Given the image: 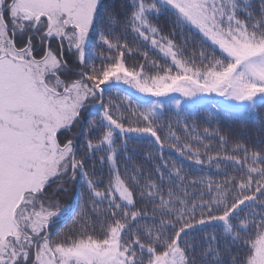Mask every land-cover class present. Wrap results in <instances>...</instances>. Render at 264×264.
<instances>
[{
    "label": "snow or ice",
    "instance_id": "6c2138e0",
    "mask_svg": "<svg viewBox=\"0 0 264 264\" xmlns=\"http://www.w3.org/2000/svg\"><path fill=\"white\" fill-rule=\"evenodd\" d=\"M121 85L143 98L105 99ZM169 100L178 116L188 104L258 123L262 138L217 132L213 156L194 128L181 143L167 125L169 148L222 179L189 180L162 155L155 178L129 173L130 140L163 153ZM262 113L264 0H0V264H264ZM65 216L77 226L53 235Z\"/></svg>",
    "mask_w": 264,
    "mask_h": 264
},
{
    "label": "trees",
    "instance_id": "16d2710c",
    "mask_svg": "<svg viewBox=\"0 0 264 264\" xmlns=\"http://www.w3.org/2000/svg\"><path fill=\"white\" fill-rule=\"evenodd\" d=\"M108 4L119 5L121 0H105ZM167 18L161 19V24H164ZM182 37H177V42L179 43ZM102 49L98 47V41L94 42L91 46V55L95 56L96 53L101 52ZM151 58H155V55L152 52H149ZM69 59H71L69 57ZM129 66L136 63H144L143 59L139 54L134 55L128 61ZM163 62V61H161ZM99 63V61H97ZM124 88L121 87V91L119 95L117 94V90L113 89L111 92L106 93L105 99L107 100L109 97L113 100L114 103L123 106L127 103L124 99L125 94ZM127 91V90H126ZM128 93L136 96L134 93L127 91ZM169 108L165 109V113L161 119V124L165 125L163 130L159 133L161 135L162 141L165 143V148L163 153L160 154L154 144H151L147 140H135L129 141L128 151L124 153L119 159V165L121 168L127 167L128 172L132 173L134 169H142L144 177H147L149 174L153 178H155V168L159 165L160 161L156 159L158 155H162V158L166 161L175 162L178 166H183L185 170V174H187L188 179L191 180L193 178L199 179L205 176L211 175L214 179L220 180L222 176L216 175V170L209 169L205 164L204 166L196 164L194 161L189 160L185 156H181L175 149L169 148L167 145L169 143L168 132L169 128L167 125H171L172 131H175L177 135L181 137V143H191L192 141L186 140L185 136L187 135L182 131L185 124L189 126V129H195L191 134L193 136L199 134L203 140L204 144H207L209 148L207 152L209 155H215L217 152H223L224 146L221 145L218 138H216L215 134L219 132L224 137L228 138L230 141V145L235 142H240L243 144L252 147L253 145H258L259 141L262 138V134L258 131L259 124L253 125L251 122L248 123H240L239 121L232 120L230 118H226L223 114L217 115L210 106H205L203 108L194 107L184 105L186 109L190 108V112H185L181 115H177V110L174 105L169 102ZM123 110V107L122 109ZM127 115V113H126ZM264 115V113H262ZM89 119H95V116H90ZM129 119H134L133 117H129ZM208 129L211 133V136H206L204 130ZM230 145L228 146V150L231 151ZM197 145H194L196 147ZM205 149L201 147V152H204ZM149 154L153 157L152 159L146 158ZM127 157L128 159H125ZM203 158V157H202ZM171 166V165H169ZM222 169L227 168V170L231 173V168L222 165ZM97 176L93 177L94 179L104 177L106 174V168L102 169V166L97 163L96 165ZM234 174V173H232ZM106 182V179H105ZM143 183V179L141 180ZM189 192H199V186L196 188H189ZM86 197L80 201L81 205H84ZM61 203L63 205L71 204L74 208H76V199L72 196L71 193L64 194L61 197ZM77 211H80V208H77ZM85 211L88 212V215H91L90 206L86 208ZM78 219V218H77ZM77 225H75L72 220L68 217H61L59 221L53 226V235L57 232H68L74 229ZM234 254H238L236 250H233Z\"/></svg>",
    "mask_w": 264,
    "mask_h": 264
},
{
    "label": "rangeland",
    "instance_id": "374dc122",
    "mask_svg": "<svg viewBox=\"0 0 264 264\" xmlns=\"http://www.w3.org/2000/svg\"><path fill=\"white\" fill-rule=\"evenodd\" d=\"M121 87L124 88V89H126L127 91H130V92L134 93L136 96H140L141 98H143V94H139L138 92H136L135 90L129 88L128 86H126V85H121ZM173 95H175L177 98H179V94H173ZM166 102L171 103L170 100H169V101H166ZM171 104H172V103H171ZM172 105H173V104H172ZM185 105H187V104H185Z\"/></svg>",
    "mask_w": 264,
    "mask_h": 264
}]
</instances>
